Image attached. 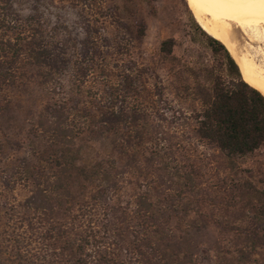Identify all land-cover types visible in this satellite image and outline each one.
<instances>
[{
  "label": "trees",
  "instance_id": "trees-1",
  "mask_svg": "<svg viewBox=\"0 0 264 264\" xmlns=\"http://www.w3.org/2000/svg\"><path fill=\"white\" fill-rule=\"evenodd\" d=\"M41 18L37 7L23 16L16 0H0V123L10 113L5 85L37 76L45 98L24 133L10 139L12 127L0 126L4 174L30 188L27 210L48 225L55 260L38 264H260L264 185L243 179L238 164L264 148V96L243 80L230 51L191 13L193 40L211 60L192 65L174 57L173 39L159 47L161 59L178 62L169 76L192 104L185 125L224 158L212 183L196 164L170 166L154 151L158 138L146 124L130 149L84 163L79 142L108 129L78 97L84 92L76 77L95 64L97 43L86 21L79 50L56 40ZM15 256L29 263L20 251Z\"/></svg>",
  "mask_w": 264,
  "mask_h": 264
},
{
  "label": "rangeland",
  "instance_id": "rangeland-1",
  "mask_svg": "<svg viewBox=\"0 0 264 264\" xmlns=\"http://www.w3.org/2000/svg\"><path fill=\"white\" fill-rule=\"evenodd\" d=\"M16 3L23 16L37 7L55 39L75 43L79 50L86 38L83 23H89L88 37L97 43L96 61L88 72L76 77L80 91L84 92L78 97L83 111L103 119L110 131H102L97 140L79 142L84 163L115 158L123 149H130L146 124L158 138L154 151L161 152L170 166L191 168L196 164L209 183L213 182L212 173L223 171L222 155L198 144L190 131L192 124L184 123L182 114L189 113L192 104L183 98L169 76V69L178 68V62L159 56L161 42L173 39L174 57L187 59L192 65L211 60L202 43L193 40L191 12L185 0H16ZM231 38L238 49L245 46L237 28L231 31ZM257 61L264 66V55ZM39 83V77L27 74L26 78L3 87L2 100L6 97L10 113L0 126L4 130L12 127L11 132L6 130L10 139L14 131L28 130L25 122L34 119L44 103ZM73 123L78 125L77 120ZM126 138L130 139L128 143ZM4 158L0 155V171L6 166ZM238 168L243 179L262 187L264 148L240 161ZM9 175L0 172V264H14L18 259L22 264V257L15 256L17 251L32 264L52 262L55 254L45 233L48 225L27 210L30 188ZM254 258L264 264V249L258 250Z\"/></svg>",
  "mask_w": 264,
  "mask_h": 264
},
{
  "label": "bare ground",
  "instance_id": "bare-ground-1",
  "mask_svg": "<svg viewBox=\"0 0 264 264\" xmlns=\"http://www.w3.org/2000/svg\"><path fill=\"white\" fill-rule=\"evenodd\" d=\"M185 1L199 27L230 51L243 80L264 96V66L257 61L259 56L264 55V5L259 0L249 6L225 3L223 0ZM233 28L243 35L244 47L238 49L232 41Z\"/></svg>",
  "mask_w": 264,
  "mask_h": 264
},
{
  "label": "snow or ice",
  "instance_id": "snow-or-ice-1",
  "mask_svg": "<svg viewBox=\"0 0 264 264\" xmlns=\"http://www.w3.org/2000/svg\"><path fill=\"white\" fill-rule=\"evenodd\" d=\"M225 3H230L234 5H240V6H249L256 2V0H223ZM259 3L264 5V0H259Z\"/></svg>",
  "mask_w": 264,
  "mask_h": 264
}]
</instances>
